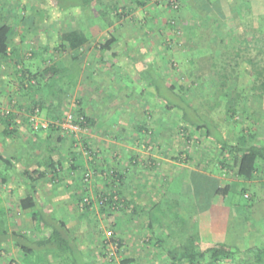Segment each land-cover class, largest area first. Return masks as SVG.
I'll use <instances>...</instances> for the list:
<instances>
[{"label":"rangeland","instance_id":"obj_1","mask_svg":"<svg viewBox=\"0 0 264 264\" xmlns=\"http://www.w3.org/2000/svg\"><path fill=\"white\" fill-rule=\"evenodd\" d=\"M89 1L0 0L15 52L14 61H0V117L13 110L17 118L11 138L0 122V156L14 158L11 164L0 158V231L25 230L27 237H39L28 230L31 211L21 206L27 196L24 171L38 176L45 171L44 157L53 152L59 172L54 180L39 181L37 205L74 217L69 223H77L71 229L85 247L87 264H172L169 253L192 241L228 244L241 252L260 246L264 172L252 181L237 178L234 155L204 130L184 123L186 107H167L156 86H145L136 72L152 65L161 76L159 86L174 84L197 113L195 122L216 129L231 145L243 135L264 144V97L252 89L250 66L242 62L224 87L218 70L193 76L192 63L210 57L222 66L227 56L221 52L241 44L248 16L263 30L264 0H206V11L199 9L205 0H193L194 13L186 12L184 0L177 10L166 0H146L157 19L135 9L131 0L86 5ZM112 5L123 14L120 20ZM92 20L104 30L90 29ZM110 27L120 42L115 48L131 49L135 58L115 59L98 53L101 44L95 50L88 46L87 36L100 41ZM63 39L66 47L60 49ZM48 60L62 74L51 83L41 80L29 93L21 72L41 74ZM234 91L240 97L232 109ZM36 101L31 117L27 108ZM82 116L89 119L87 127L76 121ZM227 186V197L217 193ZM50 197L56 201L45 200ZM15 248L12 242L0 246V264H33ZM241 252L218 264H254L248 261L251 256L254 261V253ZM46 255L36 253L34 264H45Z\"/></svg>","mask_w":264,"mask_h":264},{"label":"trees","instance_id":"obj_2","mask_svg":"<svg viewBox=\"0 0 264 264\" xmlns=\"http://www.w3.org/2000/svg\"><path fill=\"white\" fill-rule=\"evenodd\" d=\"M91 2L93 1L91 0L87 2L86 5H91ZM111 7L115 9L116 17L120 20L123 14L118 12L119 10L117 6L113 5ZM201 14L204 15V12ZM247 19L248 22L252 20L250 16H248ZM169 26L173 28L171 24ZM245 27L244 37L242 38L241 44L237 46V48L227 46L226 50H224V52H221V54H226L227 56L224 57L226 61L224 60L222 66L218 67V65L213 62V60H210V57L207 59H195L192 63L194 66H197V68L195 69L193 76H196V74L203 76L209 70H218L219 72L216 73H218L222 78L220 84L225 87V85H227L226 83L236 75L241 63L245 62L251 68L250 75L253 78L252 89L259 96L264 97V60H262L264 55V47L258 46L259 42H261V44H264V28L263 30H259L255 25L249 23L248 26L246 25ZM249 33L252 34L251 37L245 36ZM11 36V23H9L4 18V16H2V12L0 11V61L7 63L12 62V60L14 61L13 58L15 56V52H13L11 49ZM78 41L80 45L83 44V42H81V39H78ZM114 42L115 39L111 38L105 44L100 45V49L102 51H109L111 50V46ZM64 43L65 39H63L62 41V44L59 47L60 49H64L66 47V44ZM68 43L73 45L74 41L69 40ZM75 45L76 43L74 44V46ZM197 46L198 44H195V47ZM219 60L221 61V55L219 57ZM208 63H210L211 65H209ZM19 68L21 69V66H19ZM62 71L63 70L60 69L56 64L51 63V61L48 60L41 74L32 75L28 71L24 70L20 75L24 78V80H27L22 82V84L25 85L26 83H28L25 85V87L26 89H29L28 91L30 93L33 88V91L35 90V85H37V83L40 84L41 80H44L47 83H51L62 74ZM136 73L141 76V79L144 82L145 86H156V94L159 95L161 93L164 99L166 98V101L168 102L167 107H175L179 110H181L180 108L182 106L186 107L187 110H184L181 117L184 123L195 127L198 130H204L206 132V136L212 141L215 140V142L221 147L223 151L230 152L234 155L233 166L237 178H239L240 180L252 181L264 172V144L258 145L256 143H253L252 141L255 139V136H251V138H248L247 135H243L238 139V145H231L221 134L215 131L216 129H212V127L207 124L196 123L194 118L197 117V113L189 103L185 105V95L179 93L174 84H167V86H165L164 84V86L161 85L160 87L157 82V77L161 78V76L157 74L156 70H154L152 66L140 68ZM165 89L169 91L168 93H166L169 94V96L163 94L162 91ZM239 97L240 94H236V92L234 91V97L230 98L229 108L232 107V109H234L235 103L239 100ZM41 103H43V101H41ZM38 104V101H36L28 106L27 112L31 117L35 116ZM15 109L16 108L14 107V111ZM6 114L7 116L0 117V122L4 126V133L6 138H11L13 135H15L16 130L14 129L16 128L13 127L16 126L15 121L17 118L13 110L11 112L7 111ZM82 117L83 118H80L76 121L81 127H87V125L85 124L89 122V119L86 116ZM41 131H44V129L41 128ZM52 153L53 152H50L46 157H44L43 164L45 167V171L39 173L38 176H35L34 174L32 175L29 171H24V181L27 193V197L21 200V206L24 210L37 206L36 196L38 194L37 185L39 181L41 179H45L46 177H52L54 180L58 175L57 165L59 161H56V159L52 156ZM0 158L7 164H11V161H13L14 159L12 157L5 158L2 155L0 156ZM230 192L231 189L229 188V186H227L225 188H220L217 193L219 195H222L223 197H227ZM239 195H242V193H239ZM103 201L107 203L108 199H103ZM252 201L253 199H251L250 202ZM110 203L113 202L110 201ZM250 207L251 206L248 205L244 208L250 209ZM47 218H45L41 207L34 213V219L37 220L36 229L38 231L39 229L41 230L47 227H51V234L48 238L38 239L35 242H32L27 236L23 235L22 233L9 234L7 231L2 230L0 231V246L12 242L18 248L19 253L23 258H28L35 255L36 253L46 250L54 251L60 253V255H66V259L71 264H78L79 260L77 256H79L80 253L78 250L79 241H77V238L73 237L65 221L50 217ZM233 250L234 248L232 246H229L228 244L217 243L213 241H192L187 245L174 249L169 253V257L172 264H182L183 262L190 264H202V262L206 260H209L208 264H218L223 260H228L235 257V252H241L238 249L234 251ZM245 251H247L248 254L254 253V261L252 262L251 260L252 256L248 259L250 263L264 264V240L260 246H254L253 248H249ZM245 251L241 253L246 254Z\"/></svg>","mask_w":264,"mask_h":264},{"label":"crops","instance_id":"obj_3","mask_svg":"<svg viewBox=\"0 0 264 264\" xmlns=\"http://www.w3.org/2000/svg\"><path fill=\"white\" fill-rule=\"evenodd\" d=\"M131 1H133V5L135 6V9H139L140 7V10L141 11H143L144 10V12H147V11H149V13H151V15H152V18H153V16H154V19H157V16L152 12V10H154V8H152V6L150 5V4H148L147 2H146V0H131ZM148 1V0H147ZM237 4H238V0H236L235 1ZM98 3H99V1L97 2V3H95V4H97V6H99L98 5ZM191 3H193V0H184V8H187L186 9V12H188V11H191V13H194V11H196V9L194 8V6L196 7L197 6V2L195 3V5H193V4H191ZM127 4V3H126ZM206 4H207V1L205 0V2H204V8H202V6H199V9H201V10H203V11H206ZM109 5V3L107 2L106 3V6L107 7H109L108 6ZM113 6V5H112ZM118 7V6H117ZM124 7V6H123ZM122 7V8H123ZM110 8V7H109ZM190 8H191V10H190ZM98 12H99V10L98 9H100V8H95ZM121 9V8H120ZM124 9H125V7H124ZM132 9H133V6H132ZM112 10H114L115 11V9L114 8H112ZM194 10V11H193ZM97 12V13H98ZM127 12V11H126ZM253 12L254 11H251L250 12V14H252L253 15ZM94 13H96V12H94ZM249 13V12H248ZM254 16V15H253ZM253 20V19H252ZM252 20L250 21V22H248V23H250V24H252L251 22H252ZM121 22V21H120ZM163 23V22H162ZM162 23H161V25H162ZM165 23H163V25H164ZM255 25V24H254ZM109 26V25H108ZM156 26V25H155ZM157 27H162V26H157ZM170 27V26H169ZM88 28V27H87ZM89 28L90 29H99V31H101L102 29L104 30V28L102 27V24H95L94 23V21L92 20V23H90L89 24ZM111 28L112 29H116V28H114V27H110L109 29H107L108 31L106 32V35L107 36H104V38L102 39V40H98L97 39V41L95 40L96 38L94 37V36H90V38L87 36V39H88V46H89V44H91L90 46H93L94 48V50L95 49H97L96 48V46L98 45V44H105L108 40H110L111 38H114L115 39V42L112 44V48H111V50H109V51H103V53H105L106 54V56H110V57H114L115 59H120V60H124V59H126V60H129V59H132V58H135V56H132V50L131 49H128V48H126V47H124L123 48V46H121L120 47V49H118V47L117 48H115V46L116 45H119L120 44V42H118L119 41V39H117L116 40V38L117 37H113L112 36V30H111ZM93 34H96V32H92ZM135 38H133V39H126L125 41H126V43L125 44H123V45H128V44H132L133 43V40H134ZM86 40V39H85ZM86 45V44H85ZM132 46H135V45H132ZM136 47V46H135ZM131 50V51H130ZM101 51V49H100V46H99V50H98V53ZM102 57V56H101ZM100 57V60L101 61H105L106 59H104V56L101 58ZM109 60V59H108ZM147 66V65H146ZM146 66H144V67H140V68H145ZM148 66H152V65H148ZM139 68V69H140ZM153 69L155 70V68L153 67ZM137 76H139L140 77V75H138V74H136ZM258 145H263V144H258ZM58 172H59V170H58ZM24 186H25V191H26V185H25V182H24ZM26 195H27V193H25ZM27 196H23L22 197V199L21 200H23V199H25ZM67 198H69V199H71L70 197H67ZM60 199V198H59ZM58 199V200H59ZM45 200H47V201H50V203H51V201H56V199L55 198H45ZM57 200V201H58ZM40 202V200H39V198H38V194H37V196H36V203H39ZM58 203L57 202H54V204L53 205H57ZM41 205H43L44 206V204L43 203H41ZM39 209V207H38V205L37 206H35L34 208H30V209H27V210H30L31 212H30V222H31V224L30 223H27V225H28V230H30V231H32V232H35L37 235H39V237H37V238H35V239H31V238H29L32 242H35L36 240H38V239H45V238H48L49 236H50V234H51V227H47V228H44V229H39V231L36 229V227H37V224H36V222H37V220H35L34 219V213L37 211ZM41 209L43 210L44 208H42L41 207ZM57 210L58 211H60V208H57ZM26 211V210H25ZM43 214H44V216H45V218H47V217H50V218H55V219H59V220H62V221H65L66 222V224H67V227L69 228V230H70V232L72 233V235H74L73 234V230H75L76 228V225H77V223H76V221H75V223H72V224H70L69 223V221L71 222L72 220H75L74 219V217H71L69 214H66V213H62V212H55V211H47V212H45V209L43 210ZM264 217V216H263ZM48 219V218H47ZM78 221H80V218H78ZM26 222H27V220H26ZM71 226H73V230L71 229ZM24 232H25V230L24 231H19V230H17V229H14V232H12V233H22L23 235H25L24 234ZM26 236V235H25ZM263 241L261 240V243H262ZM8 244V243H7ZM4 246V245H3ZM14 247H16L15 245H14ZM254 246H250V248H253ZM85 248V247H84ZM83 248V246L82 245H78V250H79V253H80V255L79 256H77L78 257V260H79V263L78 264H87V260H86V255H85V252H84V249ZM16 249V252H18L19 253V250H18V248L16 247L15 248ZM14 252H15V250H14ZM43 253H44V255L45 254H48V255H46L45 257H44V259H43V261H41V260H38V262L39 261H41V262H44L45 264H62V263H64L65 262V260H66V255L64 256V255H60V253H57V252H54V251H49V250H46V251H43ZM28 259V261H30V262H32L33 264H34V261H35V259H36V257H34V255L33 256H30V257H28L27 258Z\"/></svg>","mask_w":264,"mask_h":264},{"label":"built area","instance_id":"obj_4","mask_svg":"<svg viewBox=\"0 0 264 264\" xmlns=\"http://www.w3.org/2000/svg\"><path fill=\"white\" fill-rule=\"evenodd\" d=\"M167 5L172 8V10H177L179 8L180 0H166Z\"/></svg>","mask_w":264,"mask_h":264}]
</instances>
